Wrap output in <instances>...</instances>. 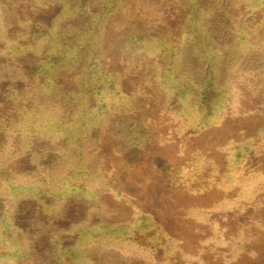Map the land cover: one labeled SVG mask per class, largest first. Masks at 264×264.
Listing matches in <instances>:
<instances>
[{"label": "trees", "instance_id": "16d2710c", "mask_svg": "<svg viewBox=\"0 0 264 264\" xmlns=\"http://www.w3.org/2000/svg\"><path fill=\"white\" fill-rule=\"evenodd\" d=\"M129 1L0 0V264L33 263L36 238L43 236H49L56 264H105L98 259L104 253L125 264H230L258 253L253 235L239 230L226 238L236 213L229 209L241 208L222 200L186 208L189 217L214 226L211 237L193 245L174 238L155 215L132 203L107 170L103 151L108 142L119 146L127 153L124 169L129 161H143L142 146L159 136L149 121L155 101L171 111L179 130L171 140L161 135L164 144L193 134L185 132L186 114L204 131L239 115L247 87L262 99L255 111L264 117V0H178L177 31L131 22L116 39L126 65L120 73L106 64L105 34ZM55 6L51 22L36 20ZM125 71L143 78L136 93L124 91ZM64 74L74 75L75 87L59 88L55 80ZM226 149L227 169L209 171L199 186L189 172V190L202 193L223 183L235 192L249 179L257 189L247 203L263 204L264 174L249 160L264 151V124ZM108 191L118 205L105 201ZM24 201L42 209L28 227L17 221ZM73 203L86 208L85 217L63 225ZM38 256L39 264L50 263Z\"/></svg>", "mask_w": 264, "mask_h": 264}, {"label": "rangeland", "instance_id": "374dc122", "mask_svg": "<svg viewBox=\"0 0 264 264\" xmlns=\"http://www.w3.org/2000/svg\"><path fill=\"white\" fill-rule=\"evenodd\" d=\"M2 1L10 2L11 0ZM181 7L178 0H130L111 17L109 28L105 34V43L108 46L106 64L109 69L121 73L126 68L122 55L116 49V39L131 22L143 21L152 23L159 28L168 27L177 31L180 27ZM58 10L59 8L56 6L47 9L38 14L36 20L51 22ZM33 13V10H29L31 16ZM123 77L124 91L136 93L138 91L137 82L143 78L141 79L140 75L134 73L127 74L126 71ZM55 83L62 90H69L75 87L76 82L73 74H64L57 77ZM244 92L246 96L241 98L239 115L227 118L224 123L215 121L211 125L212 127L204 131L199 128L194 129L193 122L195 120L190 114H186L181 116L189 120L185 132L193 131V134H189L188 137L184 134L180 141L166 144L161 143L162 137L158 138L161 135H167L171 138L165 137L171 140L175 133H179L174 123L176 118L170 114L171 111L168 108L160 106L158 101H155L153 102V115L149 121L154 132L159 136L155 139L153 137L147 139L146 142L150 144L145 143L142 146L143 159L147 162L142 161L141 158L134 159L131 163L127 162L131 168L124 169L127 153L119 151V146L110 142L105 145L103 157L107 170L121 183L122 189L131 198L132 203L143 211L155 215L174 238L187 241L191 245L195 240L204 241L203 239L211 237L214 233V226L203 220L189 217L186 214V208L209 207L221 200L229 202L232 208H241L240 210L229 209L228 213H236H232L228 219L225 236L228 239H233L239 230L253 235L255 237L253 243L256 244L253 245L257 246L258 253L256 256H244L230 264H264V190L258 192L260 201L263 202L258 205L256 202L247 203L250 202L249 199L254 198V190L257 189L249 179L245 180L247 184L245 186L237 184L235 192L230 191L231 186L219 182L218 188L203 190L202 193H199L189 190L186 183L189 172L192 173L189 175V180H193V186H199L205 182L203 178L209 171H225L229 162V153L226 149L228 144L235 140H245L255 136L259 127L264 124V117L255 111L260 106L262 99L253 94L249 87L245 88ZM180 106L181 104L177 105L179 108ZM146 145L148 148L145 147ZM166 161H169L170 164ZM162 164H165L163 169H161ZM249 164L259 173L264 174V151L262 150L261 155L252 157ZM241 176L244 175L240 174ZM227 192L230 193V196H227ZM114 196L110 191L104 195L105 201L112 207L119 203L118 198ZM123 209L126 212L125 217H128L131 213L130 206H125ZM41 211V206L36 203L24 201L20 205L17 221L21 226L28 227L33 218L42 217ZM85 213L86 208L82 204H70L66 209L62 224L79 221L85 217ZM125 217L123 216V218ZM221 220L225 224V219ZM36 249L37 255L31 264H39V254L47 258L49 264H56V261L48 254L53 249L49 236L37 237ZM98 259L105 264H125L113 253H104ZM133 264L144 263L137 259Z\"/></svg>", "mask_w": 264, "mask_h": 264}]
</instances>
